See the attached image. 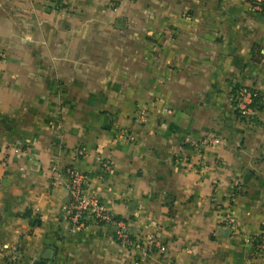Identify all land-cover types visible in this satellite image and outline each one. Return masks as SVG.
Here are the masks:
<instances>
[{"label":"crops","instance_id":"crops-1","mask_svg":"<svg viewBox=\"0 0 264 264\" xmlns=\"http://www.w3.org/2000/svg\"><path fill=\"white\" fill-rule=\"evenodd\" d=\"M239 87L259 93L250 123ZM262 95L264 12L247 0H0V264H264L249 243ZM68 168L165 253L121 246L111 224L71 233Z\"/></svg>","mask_w":264,"mask_h":264},{"label":"built area","instance_id":"built-area-1","mask_svg":"<svg viewBox=\"0 0 264 264\" xmlns=\"http://www.w3.org/2000/svg\"><path fill=\"white\" fill-rule=\"evenodd\" d=\"M31 1V0H27ZM54 7H58L64 0H44ZM257 11L264 12V0H247ZM259 93L253 88L239 87L232 95V107L237 116L245 123L253 121L258 111ZM264 101V95L260 97ZM212 144L217 145V138L211 139ZM209 142V143H210ZM83 149H78L76 157L83 155ZM101 166L108 171L111 167L109 162H101ZM53 167L52 171H56ZM65 183L69 202L64 206L63 212L69 225V231L76 233L85 228L89 221L94 224H111L114 227L113 237L125 248H133L157 253H165L166 247L155 237L148 236L145 241L133 240L128 234L124 222L114 218L106 205L101 202L88 188L87 177L74 168H68L65 172ZM252 245V255H258L264 252V224L256 236L249 239Z\"/></svg>","mask_w":264,"mask_h":264},{"label":"water","instance_id":"water-1","mask_svg":"<svg viewBox=\"0 0 264 264\" xmlns=\"http://www.w3.org/2000/svg\"><path fill=\"white\" fill-rule=\"evenodd\" d=\"M42 258L43 259H46L47 258V256H42ZM32 264H43V262H40V261H35V262H33Z\"/></svg>","mask_w":264,"mask_h":264},{"label":"trees","instance_id":"trees-1","mask_svg":"<svg viewBox=\"0 0 264 264\" xmlns=\"http://www.w3.org/2000/svg\"><path fill=\"white\" fill-rule=\"evenodd\" d=\"M258 98H259V97H258ZM30 224H31V226H35V225L38 224V221H32V222H30Z\"/></svg>","mask_w":264,"mask_h":264}]
</instances>
